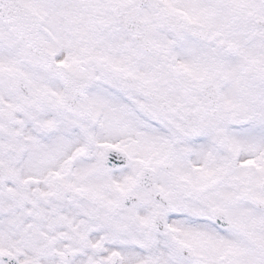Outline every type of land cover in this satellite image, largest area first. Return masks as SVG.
Returning <instances> with one entry per match:
<instances>
[{
  "label": "snow or ice",
  "instance_id": "6c2138e0",
  "mask_svg": "<svg viewBox=\"0 0 264 264\" xmlns=\"http://www.w3.org/2000/svg\"><path fill=\"white\" fill-rule=\"evenodd\" d=\"M0 264H264V0H0Z\"/></svg>",
  "mask_w": 264,
  "mask_h": 264
}]
</instances>
